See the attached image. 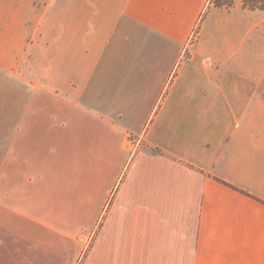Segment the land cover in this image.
<instances>
[{"label":"crops","instance_id":"1","mask_svg":"<svg viewBox=\"0 0 264 264\" xmlns=\"http://www.w3.org/2000/svg\"><path fill=\"white\" fill-rule=\"evenodd\" d=\"M256 0H0V264H264Z\"/></svg>","mask_w":264,"mask_h":264},{"label":"rangeland","instance_id":"2","mask_svg":"<svg viewBox=\"0 0 264 264\" xmlns=\"http://www.w3.org/2000/svg\"><path fill=\"white\" fill-rule=\"evenodd\" d=\"M258 1L260 4V7H262L264 9V0H256ZM212 2L218 6H222V5H232V3H234V0H212Z\"/></svg>","mask_w":264,"mask_h":264}]
</instances>
